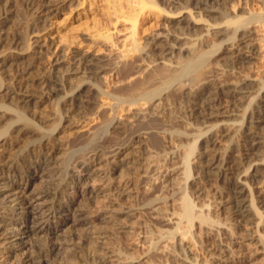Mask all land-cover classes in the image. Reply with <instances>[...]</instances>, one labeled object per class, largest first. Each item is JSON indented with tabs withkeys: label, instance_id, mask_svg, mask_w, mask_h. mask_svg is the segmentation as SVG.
Wrapping results in <instances>:
<instances>
[{
	"label": "bare ground",
	"instance_id": "obj_1",
	"mask_svg": "<svg viewBox=\"0 0 264 264\" xmlns=\"http://www.w3.org/2000/svg\"><path fill=\"white\" fill-rule=\"evenodd\" d=\"M28 1L31 0H23L22 2L27 3ZM263 2L264 0H174V2L170 0H83L80 5L87 6L91 3L94 4L96 8H100V10L98 9V12H101L100 20L93 21L96 29L94 37L97 41L99 40V43L110 44L113 48V52H118V57L123 59L122 62L118 63L120 64L119 67H117L111 74H107L106 78H104L107 80L106 89L102 88L99 82H94V85L98 87L97 93L112 102L109 103L112 104L110 109L112 113L116 109L121 112H126V110H131L136 106H141L143 109L146 105L151 107L154 106V108L159 111L167 105V103L165 105V101L167 102L170 98H177L182 95L189 99L191 94L206 88L213 89L218 96L217 103L214 106L218 107L221 105V100L223 99L222 96L224 95L229 96L231 102L237 106L238 100L246 97L247 94L251 92V78L243 76V79L235 83L230 82V76H236V74L240 73V71L238 72L237 70L241 69L240 65L249 62L246 59L264 57ZM58 5L59 2L57 3V0H49L48 2H43L40 5V8H43L42 11L45 13H53L58 10ZM256 5H258V7H256ZM2 12L4 13L6 10ZM172 16H180V19L178 21H170L172 24L170 26L168 20H171ZM4 18L5 21L0 23V47L8 46V53H2L3 56L0 57V90L2 89V92H4L0 95V148H4L9 154H0V181L6 182L9 176L17 179L12 183L11 186H13V188L10 191L5 193L0 192V210L11 209L12 215H14V213L17 212V204L15 203L18 201L19 205L22 207V213L19 214L20 217L17 220H24V223L27 225L24 228L18 227V232L16 231L12 236H8L7 230L3 225L4 218L0 216V258L6 257L3 262H0V264H53L52 260L55 257L57 258L60 253L65 252L66 254L67 252H71V249L73 248H71V245L75 247L76 244L80 245L83 242L82 244L87 246L89 245V241H92L91 233L88 231V233L82 234L83 229L82 231H78L82 234L79 237L78 233L76 234L77 237H66L72 229L81 230V228L89 224L87 219H78L76 216L77 208L81 202L80 199H82L83 203V200L85 199H92L93 197L103 195L106 196V198L113 197L115 200L116 198H119L120 194L126 196L131 191L130 189L128 190V188L119 189L117 192L113 191V178L111 179L110 173L104 171L105 168L103 170L105 162H107L105 161V158L110 156L118 161L121 156L126 158L124 156L130 154L128 152L129 150H131V152L135 151L136 147L142 142L141 138L144 137L135 136L136 134L133 136V132H130L133 129L154 131L164 127L165 123L162 121L164 119L153 117L154 114L149 116L144 113V111L143 113H140V111L134 113V116H132L131 119L128 118V120L126 119L125 121H119V118L116 119L114 113L111 117L109 116L110 119H105L99 127L97 126L98 128L95 129L90 137L84 140L82 139V142H79L78 140L70 141L69 152L67 154L65 153V156L60 159L55 150L57 148L54 149L53 147L51 149L46 146L52 142L53 133L59 128L62 121L65 119L64 111H70L71 108H74L76 109V113L77 110L84 108L83 102L81 99L78 100V97L76 96H74L72 100L61 96L59 99L60 110L58 111L59 122L55 126H52V128L45 127L43 123L46 118L39 117L40 119H38L37 112L34 110L36 108L35 100L36 97H38L37 94L41 93L43 95L46 94V96H58L62 93L61 89L55 87L56 85L53 83L54 80L51 79V76H48L49 74L40 75L35 78L29 77V73L31 74L30 69L32 68L33 59H43V49L45 45L37 41L39 42V48L32 50V55L29 54L30 56L27 57L22 51L26 48L29 49L31 44L28 45L25 41V31H19L12 38L4 37L2 34L3 27L6 26L8 21L7 15H5ZM152 19L155 22L147 26ZM160 19L166 20L164 24L169 27L167 34L164 32L155 33L150 38L145 39L144 34H148L149 32H151L149 34H152L153 28L159 24ZM41 23L44 24V20H39V22L32 28L35 29L39 27V24L41 25ZM142 41L144 42L142 43ZM166 48L170 51L168 56L163 55V50L165 52ZM247 52L252 53L253 57L246 56L245 53ZM255 55L257 57H254ZM24 57L31 59V62H26L27 65L21 72L17 69L13 74L9 73L8 71L13 69V67H20L19 61ZM225 76L226 79L220 83L219 80ZM5 77L11 79L12 84L10 86L5 85ZM46 89L49 91H45ZM260 90L262 91L261 88ZM163 109L167 108L165 107ZM163 109L162 112L164 111ZM202 115L207 120H217V123L215 122L216 124L213 126H206L207 130H202L203 132L194 135L196 137L210 133V131H214V128L230 125L228 121L220 119L226 117L223 112L214 114L209 112L205 113L203 111ZM165 119L167 122L176 120L171 114ZM250 119V124L253 125L255 123H264V101L258 106ZM189 121L191 120L189 119ZM130 122H132L131 126L129 125ZM248 131H250V126ZM182 132L184 131L178 132V137L188 138L191 136V134L187 132ZM109 133H111V135L113 133L115 137L102 138L104 135H109ZM156 135L155 132L154 134L152 132L148 139H150V142L153 145L158 146L160 140ZM252 135L255 134L250 131L246 136L244 144L246 151H253L256 148V137H253ZM208 140L210 143L213 141L211 136ZM45 141L48 143H44ZM79 143L81 145L85 144L84 147L82 145L81 148H77V146L80 145ZM134 153L136 152H133V154ZM46 155L48 158L45 157ZM37 156L44 157L43 161L33 169L29 168V171V169H27L30 166L29 164L32 163V159ZM121 160L122 159H120V161ZM139 160L136 156L132 157V160L129 161V164L131 165L130 167L135 169V166L139 164ZM107 164L108 163H106V166ZM215 164L216 161L211 159L206 164V169L208 170L203 171L202 173H206L207 175L213 174L212 168L216 166ZM118 170L119 166L116 168V171ZM185 171L183 172L185 173ZM90 172H93V175L95 176L94 179H92L94 177L93 175L91 176L92 178L89 176ZM233 172L230 174L234 175ZM185 176L188 179L190 173L186 171ZM252 176L255 178L258 177L256 173L250 174L249 177ZM249 177L247 173H240L229 177L230 180L228 182L226 181V184H228V195L227 200H225L227 202L225 208L233 215L232 221L238 227L249 225L251 228V225L253 226L256 224L258 229L261 222L254 223L252 221V208L250 209V206L246 204L245 198H243L244 190L242 185L249 182ZM18 180H26V183L22 184ZM92 180L95 181L94 184L91 183ZM255 181L257 180L255 179ZM260 181L262 182V179L258 180L261 184ZM44 184H46L45 189L41 191ZM118 192L119 195L117 194ZM16 195H18L16 200L14 199V201H12L10 198ZM87 196L88 198H86ZM262 198L263 199L260 201L264 202V197ZM55 200H60L63 203L59 207H52L53 217H58V221L52 224L51 220L47 219L45 220V223H47L46 226L40 225V221L42 222V220H40L39 214L43 211L40 210L41 207L39 206L45 204V202H54ZM183 202H185L184 209L182 208V211L184 210V218H187L190 222L196 216L193 215L191 210L194 204H191V201L187 198ZM195 206L196 205H194V207ZM82 208L84 209V207ZM107 208L111 213L116 212V209H111L109 206ZM100 213L102 214V212ZM100 213H97L95 219L98 223L105 218L102 217ZM256 216L257 214L255 217ZM106 218L112 220L110 219L112 217L108 216ZM202 221L204 220L202 219ZM20 225H22V223L19 222L18 226ZM215 226L217 225H214V227ZM89 227L90 226H88V228ZM185 228L187 229V227ZM210 228L211 231H217V229H213L212 226H210ZM105 231L107 230L101 228L96 229L95 232L92 233L96 235L97 239L108 238ZM186 231L184 230V233H186ZM247 231L241 237L244 241L236 243L240 244L241 247H249L254 242H259V245L261 246L260 237H258L259 239L256 237L254 238L252 233ZM63 232L65 234H63ZM74 233L76 232H73V234ZM24 234H26V237L23 240H16L22 239L19 237ZM61 234L65 235L63 239H59ZM32 238H37L38 241H40L36 249H32V246H30V241H33ZM72 241L75 244H72ZM184 242L185 240L182 237L175 242L177 246L181 247L179 250L177 249V256L181 261L180 264H196L193 262L195 261V258L190 255L192 254L189 250L190 248L187 247L185 244L186 242ZM157 243H159V241H157ZM176 244L175 247H177ZM18 245L24 246L20 255L24 253V250L26 251V256L22 260L16 257V252L18 250L16 246ZM229 246L224 244L220 238L217 241V244H215L214 250L216 251H214L212 255L219 258L222 262L225 252L231 248ZM111 247L109 248L107 246L104 248L107 250L109 249L110 254H113V256H118V259L114 260L117 262L115 264H121L123 260L121 262L120 256L124 255L119 253V251L118 253L117 251L115 252ZM68 248L70 251H68ZM78 248H81V246ZM4 250L7 251V256L4 254ZM103 253L104 252L100 249L95 248L94 253L91 254V258L98 263L103 264L106 262L104 259L106 256L104 255L108 254L105 253L103 255ZM171 255L175 257V254ZM52 257L54 258L52 259ZM71 259L73 258L71 257ZM71 261L72 260H70V262ZM126 261L128 260L126 259ZM76 262L78 261L76 260ZM69 264L78 263L71 262Z\"/></svg>",
	"mask_w": 264,
	"mask_h": 264
},
{
	"label": "rangeland",
	"instance_id": "obj_2",
	"mask_svg": "<svg viewBox=\"0 0 264 264\" xmlns=\"http://www.w3.org/2000/svg\"><path fill=\"white\" fill-rule=\"evenodd\" d=\"M22 1L23 0H7L6 2V0H0V17H2L0 18V23L5 21V15L8 17L6 26L3 27L2 35H4V37L12 38L19 31H25V41L28 45L31 44L29 49L26 48L22 51L27 57L32 55V50L39 48V42L44 44L43 59H33L32 68L30 69L31 74L29 73V77L35 78L40 75L49 74L48 76H51V79L54 80L52 81L56 85L55 87L61 89L62 92H60L61 95H55L56 97L50 95H48L50 96L48 97L46 94L43 95L41 93L37 94L38 97H36L35 100L36 108L34 110L37 112L38 119H40L39 117L46 118L43 123L46 128H52V126H55L59 122L58 111L60 110L59 99L61 96L69 100H72L73 97L76 96L78 97V100L81 99L84 105V108L77 110L76 113V109L74 108H71L70 111L65 110V119L62 121L59 128L53 133L52 142L49 143V145L47 144V141L44 142L47 144L46 147L48 148H57L55 150L60 159L65 156V153L67 154L69 152L70 141L78 140L79 142H82L84 139L90 137L95 129L98 128L105 119H110L114 113L116 119L119 118V121H125L126 119L128 120V118L131 119V117L134 116V113L138 111L143 113L144 111V113L149 116L154 114L153 117L164 119L162 121L165 123L164 127H161V129L154 131L149 130L151 133L153 132L154 134L155 132V135L157 134L156 136L160 140L158 146L153 145L150 142V139H148L151 135L149 131L137 130L135 128V130L133 129L130 131L131 133L133 132V136L136 134L135 136L144 137L141 138L142 142L140 145H138L135 151H133L137 153H134L136 155L129 150L128 152L130 154H126L124 156L126 158L121 156L118 161L110 156H108V158H105L104 156L105 161L107 162H105L103 170L105 168L104 171L110 173L111 179L113 178V191L117 192L119 189L121 190L124 188H128V190L130 189L131 191L126 196H123V194L119 195L118 192L117 194L119 195V198H116L115 200L113 197L106 198V196L103 195H100V198L93 197L92 199H85L83 200V203L82 199H80L81 202L77 208L76 216L78 219H87L90 225L88 224L87 226H84L81 230L72 229L71 232L69 231L71 234L66 233L68 234L66 237H77V233L79 237L89 231V233H91L92 241L90 240L88 243L89 245L87 246L83 245V242L80 245L76 244L75 247L71 245V248L73 247L72 249L75 251L69 247L71 252H67L66 254L65 252H62L59 255L60 257H52V259L54 258L52 260L53 264H67V261L68 264L71 262L78 264H102L91 258V254L94 253L95 248H98L104 252V255L109 252V249L107 250L104 248L107 246L109 248L112 246V250L115 252L117 251V253L119 251V253L124 255H119L121 257V262L123 260L121 264H180L181 261L177 256V252L181 247L177 246L175 242L180 240L181 237L185 240L186 243H184L186 246L190 248L189 250L192 252L190 255L195 258V261L193 262L196 264H264V202L260 201L263 199L262 197H264V123L250 124L251 116L264 101V57H259L260 59H246L249 62L240 65L241 69L237 70L238 72L240 71V73L236 74V76H230V82L235 83L243 79V76L251 78V92L247 94L246 97L240 98L237 102V106L231 102V98L227 95L222 96L223 99L221 100L220 106H214L217 103L218 96L213 89L206 88L191 94L189 99L182 95L177 98L174 97L175 99H168L167 102L165 101V105L166 103L167 105H164L167 109H163L165 108L163 107V112L161 108V110L158 111L154 106L151 107L146 105L143 109L141 106H136L131 110H126V112H121L116 109L112 113L110 111L112 104H109L112 102L97 93L98 87L94 85V82H99L102 88L106 89L107 80L104 78H106L107 74L114 72L120 65L118 63L122 62L123 59L118 57V52H113V48L110 44L99 43V40L97 41L94 37L96 29L93 21L100 20L101 12H98L100 8H96V6L91 3L87 6L80 5L83 0H57V3L59 2L58 10L53 13H45L42 11L43 8H40V5L49 0H31L28 1L29 3ZM170 1L174 2V0ZM256 7H258V5H256ZM5 10L6 12L3 13L2 11ZM179 19L180 16H172L171 20H168V23L171 26L172 24L170 21H178ZM39 20H44V24L41 23V25L39 24V27L35 29L32 28L39 22ZM154 22L153 19L150 20V23L147 26ZM164 22H166L165 19H160L159 24L153 28L152 34H149L151 32L144 34L145 39L150 38L155 33L164 32L167 34L169 27L164 24ZM143 42L144 41H142V43ZM7 48L8 46L0 47V57H2L3 54L8 53ZM169 52L170 51L166 48L165 52L163 50V55L168 56ZM245 55L253 57L252 53L247 52ZM27 57H24L19 61L20 67H13V69H10L8 72L13 74L17 69L21 72L22 69L26 67L27 63L29 61L31 62V59H28ZM254 57L257 56L255 55ZM225 79L226 76L221 78L219 82L221 83ZM5 80L6 86L12 84L10 78L5 77ZM48 89L45 91H49ZM1 92L2 89L0 90V95L4 93ZM203 111L205 113L209 112L214 114L223 112L226 117L220 119L228 121L231 126L224 125L214 128V131L212 130L210 133H206L202 136H194L203 132L202 130L206 131V126H213L217 123V120L215 119H205L202 115ZM157 114H159L160 117ZM170 114L178 120H173L174 123L173 121L167 122L165 118ZM189 119L191 121H189ZM131 123L132 122L129 123L130 126L132 125ZM249 126L250 131L255 134L252 136L256 137L257 143L256 148L253 151H246L244 146L246 136L250 132L248 131ZM181 131L187 132L191 134V136L188 138L178 137V132ZM210 136L213 139L212 143L208 140ZM114 137L113 133L112 135L109 133V135H104L102 138ZM144 142L146 143V146ZM82 145L80 144L77 148H81ZM2 153L7 155L8 152L5 151L4 148H0V154ZM135 156L140 160L139 164H137L134 169L130 167L131 165L129 164V161ZM45 157L48 158L47 155ZM43 158L44 157L41 156L33 158L32 163L29 164L30 166L28 165L29 167L27 169H33L43 161ZM120 159L122 160L120 161ZM211 159L216 161V166L212 168L213 174L207 175L206 173H202L203 171L208 170L206 169V164ZM106 163H108L107 166ZM118 166L120 171H116ZM185 170L190 173L188 179L186 177L187 175L185 176ZM183 171H185V173ZM232 172L234 175L230 174ZM240 173H247L248 177L250 174L254 173L258 175L256 178L253 176L249 177V182L242 185L244 190L243 198H245L246 204L250 206V209L252 208V221L254 223L261 222L258 229L256 224L253 226L251 225V228L249 225L238 227L232 221L233 215L225 208L227 203L225 200H227L228 195V184L226 183L230 180L229 177ZM92 175L93 172H90L89 176L91 177ZM94 178L95 176L92 179ZM16 179L17 178L9 176L6 182L0 181V192L5 193L10 191L13 188L11 185ZM255 179L257 181H255ZM261 179L263 184L261 181V184L258 182V180ZM18 181L22 184L26 183V180ZM91 183L94 184L95 181L92 180ZM45 185L46 184L43 185L41 191L45 189ZM17 196L18 195L11 197L10 199L14 201ZM86 198H88V196ZM186 198L191 201V204L196 205L195 207L193 205L191 210L193 215H196L197 217L195 216L190 222L187 218H184V210L182 211L185 203L183 201H185ZM15 204H17V212L14 213V215H12L11 209L0 210V216L4 218L3 225L7 230L8 236H12L16 231L18 232V227L24 228L27 225L24 223V220H17L20 217L19 214L22 213V207L19 205L18 201H16ZM62 204L63 203L60 200H55L54 202L48 201L45 202V204L40 205V210L43 211L39 214V218L42 220V222L40 221V225L46 226L47 223H45V220L47 219H50L52 224L58 221V217H53L52 210ZM108 206L111 207V209H116V212H109L107 208ZM82 207H84L85 210ZM104 208L107 209L105 210ZM100 212H102V214ZM97 213H100L102 217H105L100 223L95 220ZM256 214L257 216L255 217ZM108 216L112 217L110 218L112 220L107 219L106 217ZM202 219L206 222L202 221ZM19 222L22 223V225L18 226ZM214 225H217L220 231L218 227H214ZM88 226L90 227L88 228ZM210 226H212L213 229H217V231H211ZM185 227H187V229ZM101 228L107 230L105 232L108 235V238L97 239L96 235L92 233L95 232L96 229ZM184 230H187V234L184 233ZM78 231H82V234ZM246 231L252 233L254 238L260 237V244L262 247L259 245V242H254L249 247H241L240 244H237L236 242L244 241L241 237ZM73 232H76L74 233L76 236ZM63 234L65 233L63 232ZM63 234L60 235L61 237H59V239L65 237ZM25 237L26 234L19 237L22 239L16 240L20 241ZM220 238L224 244H227L228 246L230 245L229 247H231L230 250L228 249V251L225 252V260L223 259L222 262L219 258L212 255L214 251H216L214 250L215 244H217V241ZM32 240L33 241H30V246H32V249H36L40 241H38L37 238H32ZM157 241H159V243H157ZM77 242L80 243L79 241ZM72 244L75 243L72 241ZM175 244L177 247H175ZM80 246L81 248H78ZM16 247L18 248L16 257L21 260L24 259L26 251L24 250V253L20 255L24 246L18 245ZM69 248L68 251H70ZM3 252L7 256V251L4 250ZM171 254H175V257ZM104 256L107 258H104L106 262L103 264L117 263L114 261L115 259H118L117 255L113 256V254H110L109 252ZM71 257L73 259H71ZM5 258L6 257L0 258V262H3ZM126 259L128 261H126ZM70 260L72 261L70 262ZM76 260L78 262H76Z\"/></svg>",
	"mask_w": 264,
	"mask_h": 264
}]
</instances>
